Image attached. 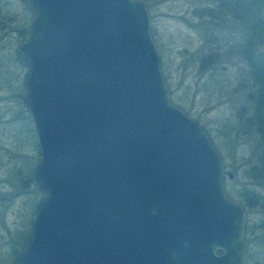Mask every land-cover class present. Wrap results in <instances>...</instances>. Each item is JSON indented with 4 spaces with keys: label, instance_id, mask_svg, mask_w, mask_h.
<instances>
[{
    "label": "water",
    "instance_id": "95a60500",
    "mask_svg": "<svg viewBox=\"0 0 264 264\" xmlns=\"http://www.w3.org/2000/svg\"><path fill=\"white\" fill-rule=\"evenodd\" d=\"M40 193L11 264H245V209L171 101L144 0H18Z\"/></svg>",
    "mask_w": 264,
    "mask_h": 264
},
{
    "label": "rangeland",
    "instance_id": "374dc122",
    "mask_svg": "<svg viewBox=\"0 0 264 264\" xmlns=\"http://www.w3.org/2000/svg\"><path fill=\"white\" fill-rule=\"evenodd\" d=\"M144 1L171 101L210 135L230 173L224 176V190L246 212L245 264H262V144L252 121L253 85L241 54L242 28L226 6L203 0ZM205 8L216 11L214 18L198 14ZM260 15L264 24V11ZM28 19L18 0H0V264H11L19 251L40 197L32 180L36 135L22 104L24 67L14 56Z\"/></svg>",
    "mask_w": 264,
    "mask_h": 264
},
{
    "label": "trees",
    "instance_id": "16d2710c",
    "mask_svg": "<svg viewBox=\"0 0 264 264\" xmlns=\"http://www.w3.org/2000/svg\"><path fill=\"white\" fill-rule=\"evenodd\" d=\"M203 1L208 5L209 3H213L218 6L217 8L226 6L229 10V13H232L234 19L242 28L243 35L245 37V43L241 54L248 65L249 74L253 85L252 121L262 144L259 160L262 167L261 176L264 181V24L261 21L260 15V12L264 11V0ZM215 12L216 11L212 12L208 8L198 9V14L200 16L210 18H214L213 15L216 14ZM22 31L23 28L21 27L19 33H22ZM206 58L208 59V57ZM207 59H204V61L206 62ZM203 65L205 68L208 66V64ZM261 263L264 264L263 261H261Z\"/></svg>",
    "mask_w": 264,
    "mask_h": 264
},
{
    "label": "flooded vegetation",
    "instance_id": "af4514ba",
    "mask_svg": "<svg viewBox=\"0 0 264 264\" xmlns=\"http://www.w3.org/2000/svg\"><path fill=\"white\" fill-rule=\"evenodd\" d=\"M245 257H246V254H245Z\"/></svg>",
    "mask_w": 264,
    "mask_h": 264
}]
</instances>
